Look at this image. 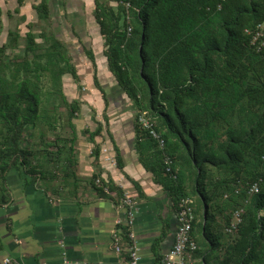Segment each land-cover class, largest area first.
<instances>
[{
    "label": "trees",
    "instance_id": "obj_1",
    "mask_svg": "<svg viewBox=\"0 0 264 264\" xmlns=\"http://www.w3.org/2000/svg\"><path fill=\"white\" fill-rule=\"evenodd\" d=\"M119 5L116 11L99 4L96 14L109 67L138 116L149 111L166 140L165 152L173 158L172 171H167L164 151L137 116L141 162L170 193L177 211L181 198L194 199L195 241L196 217L205 212L202 233L211 247L221 245L220 235L211 228L216 217L222 218L220 233L231 241L216 264H264V0H132L129 21ZM38 11L48 19L46 0ZM259 30L262 34L255 38ZM42 37L40 44L28 34L22 55L10 58L7 49L17 47L19 40L0 47L1 173L9 162L37 155L22 146L26 127L33 129L44 120L53 128L50 114L59 112L56 101L68 104L64 75L78 79L67 45L52 30L43 31ZM43 77L49 78V89L43 87ZM96 84L105 95L98 80ZM69 107L72 119L79 104ZM101 133L100 125L91 132L93 144ZM73 136L56 145L61 155L72 151L67 145L72 148L78 140L76 132ZM116 158L122 167L119 152ZM103 183L112 190L111 183ZM254 184L259 189L250 192ZM240 207L242 222L236 233H229ZM208 253L198 244L193 257L210 264Z\"/></svg>",
    "mask_w": 264,
    "mask_h": 264
},
{
    "label": "crops",
    "instance_id": "obj_2",
    "mask_svg": "<svg viewBox=\"0 0 264 264\" xmlns=\"http://www.w3.org/2000/svg\"><path fill=\"white\" fill-rule=\"evenodd\" d=\"M43 1L0 0V33H6L8 43L15 39L26 43L28 34H33L38 43L43 40V30L37 32L35 25L38 19L41 21L38 7ZM46 4L48 20L57 17L53 19L57 27L58 23L65 24L66 18L83 24V31L88 33L93 22H87L86 11L93 10L97 14L98 5L104 3L101 0H46ZM110 4L116 11L120 9L117 0H110ZM11 23L18 27L11 28ZM96 24L97 31L88 38L92 47L87 55L96 56L99 61V54L104 56V45L100 23ZM21 26L24 28H19ZM53 33L63 40L55 28ZM31 130L28 128V132ZM43 135H40L41 142ZM102 139H97L98 158L93 152L96 147H87L85 144L89 142L83 139L68 147L72 151L67 149L62 155L57 147H37L34 152L28 141L22 144L24 149L37 155L9 162L8 170L0 172V264L6 257L19 264H65L64 251L69 264H127L129 252L118 254L113 248L117 220L126 219L120 205L121 190L117 187L120 178H124L137 201L134 231L140 246L139 264H164V256L173 247L178 228L174 199L156 180L154 172L141 162L136 149L135 126L128 129L119 126L116 131L107 129L106 138ZM105 148L116 157L119 152L122 167L114 168L106 160ZM46 150L49 151L47 156ZM96 177L111 183L112 190L100 191L95 185ZM205 215L204 212L196 217L193 235L199 250L209 252L210 264H216L217 257L225 254L231 240L220 233L223 221L216 217L211 230L220 235L221 245L211 247L200 226L201 222L206 223ZM202 258L196 255L195 264H200Z\"/></svg>",
    "mask_w": 264,
    "mask_h": 264
},
{
    "label": "rangeland",
    "instance_id": "obj_3",
    "mask_svg": "<svg viewBox=\"0 0 264 264\" xmlns=\"http://www.w3.org/2000/svg\"><path fill=\"white\" fill-rule=\"evenodd\" d=\"M101 2L106 6L111 5L110 0H101ZM110 7L116 9L113 6ZM85 16L87 18V22L89 20H92L93 22L91 25H89L88 33H85L83 31V24H78L76 20H68L66 18L65 24L64 22H62V24L58 23V27L57 25H55L56 21L53 20L57 19V17L53 19L50 18L49 20H44L40 17L41 21L38 19V21L35 23V25L38 27L37 32H40L41 30L53 31V28L58 31L57 35H61V37L63 38L62 41L67 45L69 49V54L72 57V62L76 65L78 71V79H75L69 73L64 75L63 92L67 98L68 104L65 102L62 103V101L60 103H57L58 101H56V105L59 107V112L53 111V113L50 114L54 123L53 128L49 127L47 125V122L44 120L39 122L38 125L33 129L31 127H26L24 131L25 134L23 144L28 143L31 151L33 150L35 152V150H37V147L46 148L49 143H55L54 147H56V145L58 144L63 145L60 139L68 138L69 140H71V138H73L74 132H76L78 140L83 139L89 142L85 144L87 145V147H90V145L96 147V145H98L97 139L103 137L102 140H105L107 129H109L110 131L111 129L116 131L119 126L128 129L135 126L136 124L138 109L136 108L135 103L120 87L116 80V77L110 70L108 57L105 53L106 45L105 35L103 33L104 56H100L99 54L100 58L98 61V58L96 56H93L94 59H92L91 57H89V55H87V51L92 47L91 41L88 38H90L92 34L97 31L98 26L96 23L99 22L97 20L96 11H86ZM8 21V18H6L4 21L6 28L9 27L7 25ZM10 25L11 28L18 27H14L13 23H11ZM19 28L22 29L24 27L21 26ZM7 43L8 40L6 39V33H0V47ZM39 43L42 44L43 40L40 39ZM24 46H26V43L22 39L21 42L18 43L17 47H9L11 49H7V57H12L13 53L22 55ZM48 80L49 78H42V85L45 89L50 88L51 84L48 83ZM96 80H98L103 90H105V95L97 86ZM76 101L79 104V109L76 113H74V116L71 119L69 116V106ZM106 118H108V122ZM99 125L102 126L103 133H101V135H99L95 139L96 143L93 144L90 134L91 132H94ZM28 128L32 129L31 132H28ZM28 133L31 134L28 136L29 139L27 138ZM41 133L44 134L42 137V142L40 141ZM26 141L28 142L25 143ZM77 141H75L74 145L78 143ZM67 146H71V144ZM201 247L204 248L205 246ZM256 263L257 262L255 260L252 264Z\"/></svg>",
    "mask_w": 264,
    "mask_h": 264
},
{
    "label": "built area",
    "instance_id": "obj_4",
    "mask_svg": "<svg viewBox=\"0 0 264 264\" xmlns=\"http://www.w3.org/2000/svg\"><path fill=\"white\" fill-rule=\"evenodd\" d=\"M118 2L123 5L125 10V15L127 20L131 19V6L132 0H118ZM264 28V23L260 25V28ZM132 31V27H128V32ZM246 32L250 33L246 29ZM262 34V30H259L255 36L258 38ZM138 123L141 128L145 130L149 135H151L158 142L159 149L164 151V160L167 164V171H172L173 158L165 152L166 140L162 134L156 129L155 122L152 119L149 111L143 110L139 113ZM107 153L106 160L114 167L118 168L117 158L114 154H111L107 148L104 149ZM119 169V168H118ZM176 177V175H174ZM103 178L98 177L95 180V185L102 188L104 191H111L109 185H105ZM117 187L121 190L120 205L124 209L126 214V219L122 220L119 218L117 220L118 226L113 234V248L118 253L121 254L127 250L130 254L127 264H139L141 261L140 246L136 239V234L134 231V226L137 219L138 207L135 196L132 194L131 190L126 186L124 178L118 179ZM258 187L254 184L250 192L257 191ZM243 209L238 208L234 211L233 218L230 225L227 227V232L236 233L240 223L242 222ZM195 206L194 199L190 196H185L181 198L177 217H178V228L175 236V242L173 247L164 256V264H195L193 257L194 251L198 249L197 242L192 238V228L195 220ZM64 247V243H63ZM64 263L69 264L70 261L67 256V252H63ZM3 264H19L13 259L6 257L3 259Z\"/></svg>",
    "mask_w": 264,
    "mask_h": 264
},
{
    "label": "water",
    "instance_id": "obj_5",
    "mask_svg": "<svg viewBox=\"0 0 264 264\" xmlns=\"http://www.w3.org/2000/svg\"><path fill=\"white\" fill-rule=\"evenodd\" d=\"M205 208H206V205H205ZM205 221H207V217H206V215H205Z\"/></svg>",
    "mask_w": 264,
    "mask_h": 264
}]
</instances>
